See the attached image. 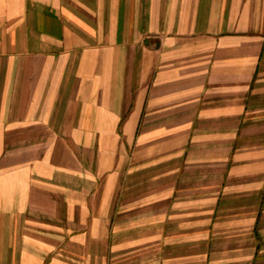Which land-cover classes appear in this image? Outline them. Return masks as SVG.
Masks as SVG:
<instances>
[{"label":"crops","instance_id":"obj_1","mask_svg":"<svg viewBox=\"0 0 264 264\" xmlns=\"http://www.w3.org/2000/svg\"><path fill=\"white\" fill-rule=\"evenodd\" d=\"M0 264H264V0H0Z\"/></svg>","mask_w":264,"mask_h":264}]
</instances>
